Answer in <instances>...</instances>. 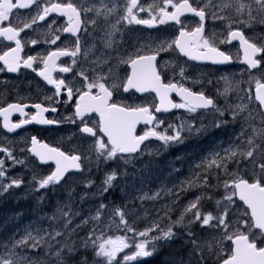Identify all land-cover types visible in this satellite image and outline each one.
<instances>
[{"label":"snow or ice","instance_id":"6c2138e0","mask_svg":"<svg viewBox=\"0 0 264 264\" xmlns=\"http://www.w3.org/2000/svg\"><path fill=\"white\" fill-rule=\"evenodd\" d=\"M239 2V0H237ZM255 4L259 6L258 11L264 13V0H254ZM43 4V7H41ZM103 4V0H101ZM36 6V15L32 16L30 22L23 24V27L13 26L11 23V17L14 9H28L31 6ZM169 7L172 9L169 11ZM217 7L221 11L232 7L231 0H223L221 4L213 5L212 0L203 7L193 6L190 0H162V5L159 0H154L153 4H150L147 8L150 18L142 19L138 18L134 9H139L143 12L146 9L139 6L138 0H129L126 6V13L121 18L126 20L129 24H142L148 27H153L156 23L165 24L169 21H174L176 24L181 25L179 35L175 40L168 42L167 47L162 43L153 54L139 55L135 58L131 56L127 60H121V63L129 65L131 72L127 74L126 78L121 82H113L111 85L107 83L112 74V69L109 68L107 73H97L96 68L91 69L94 73L93 77H89L87 74L88 69H83L77 75L83 78V84L80 88H74L69 86L65 79H55L52 75L57 69L60 72L67 73L72 69L70 67H59L57 60L60 57L71 56L75 58L81 51L80 40L77 38L75 50L69 51L67 48H58L54 51H49L47 55L37 56L29 55L26 59L22 58L20 53L22 51L21 40L19 39L21 32L25 29H30L37 21H44L51 13H56L59 16L67 18V26L57 31L64 33H71L76 36L81 30L83 24L90 23L93 26L97 24L95 18L88 19L87 16L82 19V12L87 14L95 11V16L107 17L115 11L114 8H98L95 6L88 7L84 4H77L73 0H0V25L4 22H9L7 26H0V37L6 41H12L15 43V47H8L6 51L0 54V62L3 64V68L0 71L6 69L10 73H16L21 67L32 69L36 72V75L41 77L47 84L54 86L55 96H59L63 89L67 90L68 100L64 103L75 98V113L73 117L67 119L75 123L76 119H79L82 123L80 131L93 137V143L89 146L90 151L96 153L97 160L103 159L105 161L112 160L118 155L123 157V154L131 155L138 153L141 150V146L150 137H154L163 142L165 146L170 143L182 142V132L187 129L189 132L192 130L191 125L182 123L179 127L169 125L173 134L169 135L167 131L160 132L157 129L160 126V122L156 120V117L150 111L149 106H131L127 104L114 102L113 90L123 88L125 93L130 90H135L138 93L155 92L159 98V104L155 106L156 112L168 111L169 108H183L188 112H196L197 109L213 108L216 112L224 115V111L218 108L213 99L206 97L203 92H193L189 88L184 87L182 84L176 83H163L160 74L157 72L156 60L161 51H167L175 45L176 49H179L180 53L187 56L192 60H211L214 64L229 63L232 57L223 51H220L214 43L208 38H205L203 33L205 31L206 8ZM245 7H248L249 20H255L252 15L251 5H245L243 2H239V7L235 9L237 15H243ZM185 13H191L196 17H199V24L192 31H185V27L181 22V16ZM213 19L229 20L227 16L217 15L216 12H212ZM18 18V17H17ZM264 23V20L261 21ZM53 24L56 21L52 22ZM119 23V21H117ZM232 23L243 24L245 27L249 26V22L245 20L229 21L228 28V42L238 39L244 52L243 63L247 64L248 70L261 68L264 57L257 58V56L264 52V45L257 46V44L250 42L249 38L245 37L243 32L239 29L232 30ZM51 27V25H49ZM112 29H116V25L113 24ZM109 39L105 42V47H111V36L113 32L107 33ZM60 36L56 35L51 39L50 43L55 45L60 40ZM225 41H221L224 43ZM33 45L37 44V40H32ZM204 49L205 51H201ZM85 58L88 56V52L84 53ZM42 64V67L34 68V63ZM73 65L76 64V60L73 59ZM91 63L100 67L107 64L106 59L97 57L96 60ZM181 75H183V69H181ZM226 83L227 78H225ZM251 83V80H250ZM95 90V91H94ZM228 89H225V93ZM176 92L180 96L182 103H173L169 98V93ZM75 93V96H74ZM51 101L52 97H48ZM255 100L258 101L260 109H264V75L255 78ZM27 105L20 103L8 104L7 107H0V117H3V128L9 133L21 128L23 125L36 122L39 124H53L57 123L55 120L45 119L44 113L47 111L55 112L56 108H45L41 104H34L37 111L30 119L26 118L27 114L24 109ZM237 110L232 111L233 120H237L240 113L247 109V105H236ZM13 112H19L24 119H21L18 123H13L10 120V116ZM95 113L99 119L94 121V126H88L85 121V117L88 114ZM261 118V122H264V111L258 113ZM252 113L244 118L245 125L251 127L252 134L243 143L246 147L242 148L240 144L234 142L229 147L223 149V154L220 152H213L209 157L205 158L201 164L196 167L202 169V172L196 173V180L189 179L186 182L187 188H195L199 186V182L207 186L210 176L214 174V169L219 170L215 172V178L220 179L219 173L222 171L224 175L230 176L223 182L225 189L224 200L228 202V205H235L236 208H240L235 204L234 197H237L239 201L243 203V209L240 211V216L236 219H231L233 213H231L228 205L224 207V211L221 214L213 215L211 212L205 214L200 211L199 203L202 196H196L194 200L190 201L181 212L179 218L168 225V227L161 228L159 222H153L152 226L141 232L136 230L127 223L125 213L122 209L116 208L113 213V219L119 217V223L124 226V229L128 232H132L134 237L142 238L140 242L132 240L136 251L132 255L125 254L124 264L128 261L135 260L138 257H147L152 254L148 250V245H151L153 250L155 249V242L159 240H170L175 233L173 232V226L188 227L194 223H200L201 227L211 226L216 228L220 232L221 241H230L231 248L228 251L227 257L223 258L217 253L220 264H264V128H257L255 125H251L248 121L254 119ZM145 124L150 127L147 128L143 134H137V125ZM220 125L217 124V127ZM98 129V131H97ZM200 131V129H197ZM102 133L103 136H100ZM245 133V126L241 127V132L237 136V139H241ZM106 137V140L103 138ZM259 139L260 143H257ZM32 147L28 149L39 158L42 163L53 161L55 163V170H53L48 176L36 180L39 189L46 188L50 185H55L61 182L65 174L70 169H81V156L80 155H66L58 148H51L47 144H40L36 137H32ZM0 152L4 153L8 159H11L13 163H23L17 161L11 150L6 147H0ZM241 160L249 161L253 164L252 175L253 179L250 181L243 176L235 173L228 172V164L236 163L239 165ZM258 169V171L256 170ZM6 176L4 169V160L0 159V178ZM116 179V173L113 171L107 175L104 184L103 191L107 192L112 186L113 181ZM20 179H12L7 185L0 184V189L7 190L12 186L19 187L21 184ZM182 190H186L182 187ZM171 191V190H169ZM159 193H156L150 199H157ZM140 199H145L141 197ZM221 202L217 201V205ZM165 216L168 215L172 209L170 206H165ZM106 208L103 203L97 209L96 215L92 219L99 221L101 219V211ZM65 217L68 216L67 212H63V209H58ZM191 214V218H185ZM56 218L55 216L52 217ZM215 221V224L211 222ZM71 223L69 220L65 224V228ZM88 223V221H84ZM159 233L155 236H150V233ZM47 234V233H46ZM190 243L193 245L192 255L198 259L190 261V264H206L204 255V247L206 246L208 252L211 254L214 250V245L210 242H204L202 245L200 241L193 238L195 234L188 231ZM61 232H54L51 235L52 239L56 236H60ZM29 241L32 243L29 245ZM89 241L95 251V256L102 258L104 264H118L117 256L119 253L124 252L125 249L130 247V238L127 236H105L102 231L99 236H96V230L94 229L89 233V236L85 239L84 247H88ZM44 242V236L39 233L36 236L32 235L29 231L27 234L18 241H15L11 248L0 256V264H26L28 261L27 255H18L15 252L16 248L22 246H30L35 249ZM67 247V245H65ZM72 250L71 248L69 249ZM227 251L222 247L221 252ZM57 256L60 252L56 253Z\"/></svg>","mask_w":264,"mask_h":264},{"label":"rangeland","instance_id":"374dc122","mask_svg":"<svg viewBox=\"0 0 264 264\" xmlns=\"http://www.w3.org/2000/svg\"><path fill=\"white\" fill-rule=\"evenodd\" d=\"M151 1V4H153L154 0ZM194 1L196 4H201L202 6L209 3V0ZM235 1L238 5L234 4ZM100 2L97 3L95 7L100 8L101 6L106 7V5H109L108 2L103 4ZM159 2L162 5V0H159ZM222 2L223 0H212L213 5H218ZM231 2L232 7L223 11L217 7L206 8L209 14L216 12L217 15L227 16L229 18V20L212 18L214 23V43L221 44V41H224V35L226 36L229 31L228 23L230 20L239 21L245 19V12L248 13V7H245L243 15H237L235 9L239 7V2H243L245 5H251L252 15H255L256 17L264 14L258 11L259 6L255 4L254 0L251 2L247 0H239V2H237V0H231ZM240 25L241 24L239 23H232V27H238ZM262 26L263 23L258 20V24H256L254 28L259 30V27ZM166 62L167 60L163 61V63ZM225 78H227V83ZM254 84V76L244 79L240 77L239 73H234V70L222 73L214 71V94L224 99V101L220 102L216 106L225 110L224 115L221 116L220 113L216 112L214 109L213 121V117L210 114L186 116L187 114L178 110L177 114L172 118L165 119L160 122V126L157 130L160 132H165L166 130L167 133L171 135L173 134V131L169 128V125L179 127L182 123L191 125V122L193 121L205 123L202 125L196 124V129H192L186 138L182 136V142L170 143L168 146H162L170 156L169 162L164 164H154L153 162H149L147 159H143L144 154H141L139 159L122 160L114 158L112 160H107V166L102 171L104 181L107 175L111 174L113 171L116 173V179L113 181L112 186L107 192L103 191L104 187H106L105 184L100 187L88 185L86 179L90 176L89 172L84 175H78L75 178L70 177L58 187L48 186L46 188L39 189L38 184L36 183V180L40 179L39 170L35 169L32 161H30L29 157L27 158L28 155L23 156V163L14 164L13 162H10L5 164L4 169L5 171L8 170L9 173H6L4 178H0V184L7 185L12 179H20L22 182L19 187L12 186L7 190L0 189V197H9L12 200L15 198L13 201L18 202V199L23 196L22 199L24 200L22 201H24L26 205L27 203H31V206H26L24 213L22 212V208H19V210L15 209L14 213H9V211H13V209H9V207H5L6 211H4V208V210L0 212V230L2 231L0 232V256L5 255L15 241L21 240L27 232L31 231L33 236H36L38 233L43 235L44 242L35 249H32L30 246H22L21 248L19 247L15 249V252L18 255L28 256L26 264H30L32 262L30 261L32 257H36V259H39L41 263L42 261L40 257H42V253L40 250L45 247L52 248L53 251L66 250L70 253L75 252L76 249H82L92 256V260L89 264H104L102 258L95 256V251L90 241L88 247H84L85 239L89 236V233L95 229L96 236H99L103 231L105 236H127L130 238V247L125 249L124 252L119 253L117 256V261L124 262L123 257L125 254L132 255L136 251L135 245L131 241L135 240L136 242H140L142 238L134 237L132 232L126 231L124 226L119 223V217H115V219H113L112 213L116 208H120L124 211L127 223L132 226L136 232H141L151 227L153 222H159L160 227L166 229L170 223L179 218L185 206L188 205L190 201L194 200L196 196H202L199 203V208L202 213L207 214L212 211L214 212V216L223 213L224 207L228 205V202L224 200L225 189L223 187V182L230 179V176L224 175L221 171L219 175L222 180H217L215 178V172L219 170L214 169V174L210 176L207 186L203 185L202 181L199 182L198 187H203L202 190H199L197 187H195V189H189L186 187V182L189 179H197L195 174L202 172V169L197 168L196 166L201 164V162L205 158L209 157L211 153L220 152L223 154V149L229 147V145L233 142L235 144H240L242 148L246 147V144L243 142L246 141L252 134V129L251 127H247L245 125L244 118L249 115V112L252 113V116L255 113L250 94L251 87ZM226 88L228 91L225 93ZM247 92L249 93L248 100ZM236 105H247V109L240 113L237 120H233L232 111L237 110L235 108ZM248 123L255 125L257 128H261L255 118L248 121ZM217 124L220 126L217 127ZM242 126H245L244 136L241 139H237ZM197 129H200V131H197ZM208 133H212L210 135V139L202 141L200 137H203ZM181 135H183V133ZM197 138L199 139L196 140ZM153 139V143L158 142L162 144V141L154 137ZM93 140L90 144L93 143ZM89 142L90 141H87V143ZM256 142L260 143L259 139H257ZM155 148H157V145L150 144L144 151L147 150L150 152ZM138 160L139 163L137 164ZM253 167L254 166L251 162L241 160L239 165L236 163H229L228 172L235 173L252 180ZM256 170L258 171V169ZM20 172H29L32 174L25 176L19 174ZM34 177L36 180L33 179ZM78 181H83V183L78 184ZM182 187L186 190H182ZM203 190L207 191L208 194H206ZM216 190L220 191V197L218 196L214 199L212 194H214ZM113 192H116L120 199L127 200L130 204L128 205L127 203L125 205H120L119 203H112L109 199L110 194ZM156 193H159V197L157 199L148 198L154 196ZM45 196L49 197L50 200L43 202L42 199H44ZM141 197H145V199L142 200L140 199ZM206 197L213 199L214 205L212 209H210V206L206 209L203 208L205 202L208 201L205 200ZM217 201H220L221 203L217 205ZM102 203L106 205V208L101 211V219L99 221L92 219V217L96 215L97 209ZM235 204L238 205L236 201ZM165 206H170L172 209L168 212L167 216H165ZM239 206L240 208L238 209L235 205H228L231 213H233L231 219H236L240 216V211L243 207L241 205ZM58 209H63V212H67L68 216L65 217L62 215ZM5 214L6 216H4ZM51 216H55L56 218L53 219ZM189 218H191V214L185 218V223ZM69 220H71V223L68 224L67 228H65V224ZM86 220L88 223H84ZM211 223L215 224V221ZM189 230L195 234L193 238L200 241L202 245L204 242H210L214 245V250L211 254L208 252L207 247H204V255L207 257L206 264L213 263L214 260H217V253H219L220 256H227L228 251H230V241H221L220 232L216 228L211 226L201 227L200 223H194L187 228L182 226H173V232L175 233L173 238L170 240L156 241L154 250L151 245H148V250L151 251L152 254L147 257H138L135 260H132V262L151 257L158 252L160 247L171 246L170 256L172 258L170 260V264H190V261L198 258L192 255L193 245L190 243V238L187 234ZM56 231L61 232V235L56 236L55 239H50V236ZM158 234L159 233L153 232L150 233V236ZM172 241H178L180 245H174L173 247L171 243ZM31 243L32 242L29 241V245ZM221 244L227 251L221 252ZM65 245H67V247H65ZM70 248L72 249L71 251L69 250Z\"/></svg>","mask_w":264,"mask_h":264},{"label":"flooded vegetation","instance_id":"af4514ba","mask_svg":"<svg viewBox=\"0 0 264 264\" xmlns=\"http://www.w3.org/2000/svg\"><path fill=\"white\" fill-rule=\"evenodd\" d=\"M101 0H73V2L84 4L85 6H96ZM144 2L143 5L141 2ZM108 2L106 8H114L115 11L107 17L95 16V11L87 14H81L82 19L87 16L88 19L95 18L97 24L93 26L90 23H85L81 26V30L76 36L71 33H64L57 31L67 26V18L51 13L44 21H37L30 29H25L21 32L19 39L22 44V51L20 53L22 58H27L29 55L40 56L47 55L49 51L57 50L58 48H67L69 51L75 50L76 40L79 38L81 51L75 58L71 56L60 57L57 60L59 67H70L72 70L64 73L58 69L52 73L55 79H65V81L74 88H80L83 84V78L77 73L83 69H88L87 74L89 77H93L94 73L91 69L96 68L97 73H107L109 68L112 69L110 79L107 81L109 85L113 82H121L126 78L127 74L131 72L128 64L121 63L120 61L127 60L130 56L135 58L139 55L153 54L156 49L163 43L167 47V43L175 40L177 33L180 31L181 25L178 24H159L156 23V28H150L142 24H129L126 20L121 19L126 13V6L129 0H103V3ZM101 3V2H100ZM139 6L146 10L141 12L139 9H134L138 18L148 19V4H151V0H138ZM43 7V4H41ZM100 8H104L101 6ZM172 9L169 7L168 9ZM36 15V6L33 5L28 9H14L11 17V23L16 27H23V24L30 22L32 16ZM18 17V18H17ZM181 22L185 27V31H192L199 24V20L194 17H181ZM56 21L55 24L52 22ZM119 21V23H117ZM9 22H4L3 25L7 26ZM116 25V29H112V25ZM51 25V27H49ZM209 20L206 18L205 31L203 33L205 38H208L214 43V32L208 28ZM113 32L111 36V47H105V42L109 39L107 33ZM56 35L61 38L55 45L50 43ZM32 40H37L38 43L33 45ZM8 47H15V43L12 41H6L0 37V54L6 51ZM201 51H205L201 49ZM88 52L87 58L84 53ZM174 54L175 62L178 64H163L162 61L166 56ZM97 57L107 60V64L97 67V65L91 63L96 60ZM159 59L156 63L158 72L162 75L164 80L168 82L176 83L177 85H183L189 88L193 92H203L206 97L214 100V65H196L180 58L175 52L173 46L167 51H161L158 55ZM73 59L76 60V64L73 65ZM42 64L34 63L33 67H42ZM183 69V75H181V68ZM0 68H3L2 62H0ZM203 70L206 73L205 82L203 86H190L188 83L187 75L192 74L191 71ZM168 76H164L165 72H171ZM197 74V72L195 73ZM192 79H195L192 76ZM207 79V80H206ZM167 82V83H168ZM205 86V87H204ZM95 91V90H94ZM55 88L52 85L47 84L41 77L36 75V72L32 69L21 67L16 73H10L6 69L0 71V107H7L8 104L20 103L27 105L24 111L27 114L28 119L36 113V109L32 107L34 104H41L45 108L55 107L56 111H47L43 115L45 119L55 120L57 123L53 124H27L23 128L16 130L13 133H9L3 128V117H0V147H6L9 150L15 151L17 154L24 156L27 155V147L32 140V137H36L38 142H43L53 148H58L66 155H80L81 156V172L79 174H69L63 181L70 177H77L78 175H84L89 172L92 174L99 168H102L105 164V160H97L96 153L90 151V143L94 139L88 134L82 133L80 128L83 126L79 119L75 120V123L68 120V117H73L75 113V98L64 103L68 100L67 90L63 89L59 96H55ZM75 96V93H74ZM48 97H52L50 101ZM114 102L127 104L131 106H149L150 111H154L155 99L152 94L139 95L133 90L125 93L123 88L113 90ZM182 103V102H181ZM212 110H214L212 108ZM210 110V111H212ZM201 111V110H197ZM260 111H258L259 113ZM255 116V120L263 126L264 122H261V118L258 115ZM214 116V113H213ZM19 112H13L10 116V120L13 123H18L21 119H24ZM161 118H158V120ZM85 121L88 126L93 127L94 121H98L95 115H86ZM214 121V118H213ZM147 130V127H139L137 134H143ZM149 138L146 143H149ZM13 141V142H12ZM87 141H90L87 143ZM143 153V152H142ZM144 154V153H143ZM14 158L22 161V158L13 153ZM161 154L155 156V160L161 162ZM5 154L0 152V159H5ZM129 157V156H128ZM42 173L47 176L52 171L53 166H39Z\"/></svg>","mask_w":264,"mask_h":264},{"label":"trees","instance_id":"16d2710c","mask_svg":"<svg viewBox=\"0 0 264 264\" xmlns=\"http://www.w3.org/2000/svg\"><path fill=\"white\" fill-rule=\"evenodd\" d=\"M218 193H219L218 190H216L214 192V199L219 196ZM113 197H114V195H112L110 198H113ZM22 200L23 199H21V203L23 202ZM47 200H50V199H49V197L47 198V196H45L44 199H43V201L46 202ZM120 202H122V201H120ZM21 203H20V205L17 204L18 206L15 205L13 207H15V209L19 210L20 207L23 209L24 207L26 208V206H28V205L30 206V204H31V203H27V205L25 206V202L22 203L24 205H22ZM211 204H212L211 201L208 200L207 202H205V208H207L208 206H211ZM43 249L40 250V252L42 253V257H40V259H41L42 262L40 263V260L39 259H36V257H33V258H31L32 260L30 259V261H32L30 264H48V263L49 264H89L90 261L92 260V258L90 257L91 255L88 254V253L86 254V252L83 251L82 249H76L77 251L75 250V252H73V253L67 252L66 250L53 251L52 248H47V247H45ZM162 249L163 248L161 247L160 250H162ZM57 252H60V255L59 256L56 255ZM156 257L153 258V259H150V260L149 259L146 260V261L144 260V261L139 262L137 264H156V263H158V261L156 260ZM79 258H80V260H79ZM85 261H87V262H85Z\"/></svg>","mask_w":264,"mask_h":264},{"label":"bare ground","instance_id":"6f19581e","mask_svg":"<svg viewBox=\"0 0 264 264\" xmlns=\"http://www.w3.org/2000/svg\"><path fill=\"white\" fill-rule=\"evenodd\" d=\"M214 74V73H213ZM207 80V79H206ZM205 82V81H204ZM205 87V86H204ZM206 116V115H205ZM214 117V116H213ZM213 124V123H212ZM215 127V126H214ZM212 130V129H211ZM217 131V130H216ZM217 133V132H216ZM224 135V134H223ZM216 137V136H215ZM216 140V139H215ZM212 142V141H211ZM180 147V146H179ZM176 150V149H175ZM174 151V150H173ZM210 151V150H209ZM199 154V153H198ZM201 156V155H200ZM202 159V158H201ZM188 160V159H187ZM191 160V159H190ZM193 160V159H192ZM196 160V159H195ZM190 162V161H189ZM31 164V163H30ZM172 165V164H171ZM191 170V169H190ZM238 170V169H237ZM8 171V170H7ZM166 171V170H165ZM183 172V171H182ZM176 175V174H175ZM174 175V176H175ZM15 176V175H14ZM213 178V177H212ZM224 179V178H223ZM222 180V179H221ZM220 180V181H221ZM33 181V180H32ZM212 181V180H211ZM220 185H221V183H220ZM92 186V185H91ZM100 187V186H99ZM121 187V186H120ZM197 188L199 189V190H202V188H199L198 186H197ZM99 189V188H98ZM195 189V188H194ZM48 190V189H47ZM53 190V189H52ZM75 190H76V188H75ZM90 190V189H89ZM192 190V189H191ZM203 191H205V190H203ZM46 192V191H45ZM206 192V194H208V192L207 191H205ZM220 192V191H219ZM222 192V191H221ZM47 193V192H46ZM201 193V192H200ZM223 193V192H222ZM221 193V194H222ZM24 194V193H23ZM205 194V195H206ZM217 194V193H216ZM90 195V194H89ZM113 195H114V197L113 198H110L109 200L112 202V203H119V197H118V195L116 194V192H114L113 193ZM219 195V194H218ZM4 196V195H3ZM22 196V195H21ZM54 196V195H53ZM100 196V195H99ZM212 196L214 197V194H212ZM217 196V195H216ZM2 197V196H1ZM0 197V198H1ZM20 197V196H19ZM23 197V196H22ZM22 197H20L19 199H18V202H16V201H13V200H15V198L12 200L11 198H9V197H3V198H1L0 199V211H3L4 210V208L6 207V208H8L9 207V209H13V211L12 212H10L9 210V213H14L15 212V207H13V206H15V205H17V204H19L20 205V203H21V199H22ZM219 197H220V195H219ZM13 198V197H12ZM18 198V197H17ZM48 198V197H47ZM101 198V197H100ZM204 199V198H203ZM24 200V199H23ZM43 200V199H42ZM205 200H210L211 201V206H210V209H212L213 208V205H214V201H213V199L212 198H208V197H206V199ZM39 201V200H38ZM4 202V203H3ZM24 202V201H23ZM22 202V203H23ZM44 202V201H43ZM21 203V204H22ZM43 204V203H42ZM52 204V203H51ZM91 204V203H90ZM22 205H24V204H22ZM35 205V204H34ZM46 205V204H45ZM80 205V204H79ZM109 205V204H108ZM18 206V205H17ZM16 206V207H17ZM25 206H26V204H25ZM29 206V205H28ZM31 206V205H30ZM42 206V205H41ZM40 206V207H41ZM97 206H99V205H97ZM34 207V206H33ZM6 208H5V210L4 211H6ZM21 208V207H20ZM42 208V207H41ZM24 209H25V207L23 208V210H22V212L24 213ZM43 209V208H42ZM25 211H27V210H25ZM21 212V211H20ZM28 212V211H27ZM26 212V213H27ZM47 212V211H46ZM6 213V212H5ZM8 213V212H7ZM23 213H22V215H23ZM36 213V212H35ZM50 213V212H49ZM49 213H47V214H49ZM17 215V214H16ZM4 216H6V214L4 215ZM14 216V215H13ZM30 216V215H29ZM52 217V216H51ZM1 218V217H0ZM3 218V217H2ZM12 218V217H11ZM23 218V217H22ZM29 218V217H28ZM20 220V219H19ZM26 220V219H25ZM58 220V219H57ZM1 221V220H0ZM13 221V220H12ZM22 221V220H21ZM143 222V221H142ZM1 223V222H0ZM3 223V222H2ZM17 223V222H16ZM141 223V222H140ZM6 225V224H5ZM10 225V224H9ZM61 225V224H60ZM8 226V225H7ZM22 226V225H21ZM60 228V227H59ZM65 229V228H64ZM4 230V229H3ZM6 231V230H5ZM64 231V230H63ZM0 232H1V230H0ZM7 233V232H6ZM5 234V233H4ZM9 234V233H8ZM2 237V236H1ZM4 237V236H3ZM50 239H51V236H50ZM68 239V238H67ZM9 244V243H8ZM56 246V245H55ZM28 247V246H27ZM174 247V246H173ZM21 248V247H20ZM83 248V247H82ZM171 246L170 247H163V249L160 251V253H158L157 254V257H156V260L158 261V263L157 264H170V260H171V256H170V251H171ZM44 250V249H43ZM77 251V250H76ZM184 251V250H183ZM38 252V251H37ZM87 254V253H86ZM174 255H178V254H174ZM94 256V255H93ZM57 257V256H56ZM91 258H92V256H90ZM33 258V257H32ZM66 258V257H65ZM90 258V259H91ZM46 259V258H45ZM86 259V258H85ZM32 260V259H31ZM35 260V259H34ZM79 260H80V258H79ZM60 261V260H59ZM69 261V260H68ZM89 261V260H88ZM65 262V261H64ZM83 262V261H82ZM85 262H87V261H85ZM94 262V261H93ZM99 262V261H98ZM38 263V262H37ZM53 263V262H52ZM60 263V262H59ZM81 263V262H80ZM84 263V262H83ZM102 263V262H101ZM49 264V263H48Z\"/></svg>","mask_w":264,"mask_h":264},{"label":"water","instance_id":"95a60500","mask_svg":"<svg viewBox=\"0 0 264 264\" xmlns=\"http://www.w3.org/2000/svg\"><path fill=\"white\" fill-rule=\"evenodd\" d=\"M141 124H143V123H141ZM139 125V124H138ZM137 125V126H138ZM31 153V152H30ZM31 155L32 156H35L33 153H31ZM37 159H38V161L40 162V163H42L40 160H39V158L37 157V156H35ZM48 162H51V161H48ZM48 162H46V163H48ZM53 162V161H52ZM46 163H42V164H46ZM71 170H76V169H70L69 171H71ZM237 198V197H236ZM237 200H238V198H237ZM239 201V200H238ZM241 202V201H240Z\"/></svg>","mask_w":264,"mask_h":264}]
</instances>
